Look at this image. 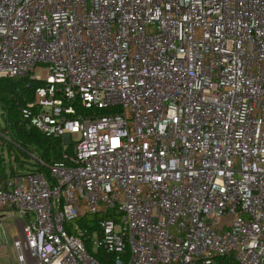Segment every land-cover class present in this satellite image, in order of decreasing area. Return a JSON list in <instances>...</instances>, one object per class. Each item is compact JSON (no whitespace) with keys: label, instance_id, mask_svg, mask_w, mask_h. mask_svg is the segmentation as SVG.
Returning <instances> with one entry per match:
<instances>
[{"label":"built area","instance_id":"built-area-1","mask_svg":"<svg viewBox=\"0 0 264 264\" xmlns=\"http://www.w3.org/2000/svg\"><path fill=\"white\" fill-rule=\"evenodd\" d=\"M24 77L60 149L1 109L18 264H264V0H0V79Z\"/></svg>","mask_w":264,"mask_h":264},{"label":"trees","instance_id":"trees-1","mask_svg":"<svg viewBox=\"0 0 264 264\" xmlns=\"http://www.w3.org/2000/svg\"><path fill=\"white\" fill-rule=\"evenodd\" d=\"M39 84L38 81L31 80L28 77L0 79V108L3 111L2 116H5L6 122L10 125V129L15 132V138L22 141V143H35L38 146V149L42 150L43 158L48 160L50 155L55 156L58 154L60 149L58 142L53 141L49 144L51 146H49L47 140L34 132V130L27 129L25 124L19 119L20 107L31 100L33 90ZM79 110L81 109L79 108ZM15 161L17 162V169L22 170L25 168L24 163L19 162L17 158H15ZM14 172L12 164L5 165L4 153L0 147V179H4L6 176L13 174ZM98 218V216H94L90 221L96 224ZM77 222H79L80 226H83V221L80 220ZM88 229L91 231L92 227H88ZM85 244L86 251L93 253L90 242L86 240ZM94 256L102 264H112V256L105 254L100 250L94 253ZM215 264L231 263L226 258H217Z\"/></svg>","mask_w":264,"mask_h":264},{"label":"rangeland","instance_id":"rangeland-1","mask_svg":"<svg viewBox=\"0 0 264 264\" xmlns=\"http://www.w3.org/2000/svg\"><path fill=\"white\" fill-rule=\"evenodd\" d=\"M3 126L1 108H0V127ZM25 161H28V157L19 155ZM30 160V159H29ZM0 224V244L5 245L0 255V263L3 264H18L16 261V253L12 247L13 236L18 232V228L15 225V219L19 217L17 212H5ZM9 227V229H8ZM8 253V255H5Z\"/></svg>","mask_w":264,"mask_h":264}]
</instances>
